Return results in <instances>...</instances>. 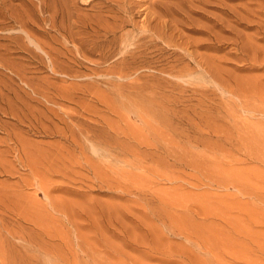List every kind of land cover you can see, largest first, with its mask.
<instances>
[{"label":"rangeland","instance_id":"1","mask_svg":"<svg viewBox=\"0 0 264 264\" xmlns=\"http://www.w3.org/2000/svg\"><path fill=\"white\" fill-rule=\"evenodd\" d=\"M0 264H264V0H0Z\"/></svg>","mask_w":264,"mask_h":264}]
</instances>
